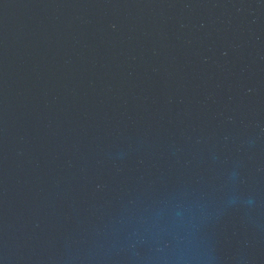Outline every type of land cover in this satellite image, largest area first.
<instances>
[{
    "label": "water",
    "instance_id": "obj_1",
    "mask_svg": "<svg viewBox=\"0 0 264 264\" xmlns=\"http://www.w3.org/2000/svg\"><path fill=\"white\" fill-rule=\"evenodd\" d=\"M0 264H264V0H0Z\"/></svg>",
    "mask_w": 264,
    "mask_h": 264
}]
</instances>
